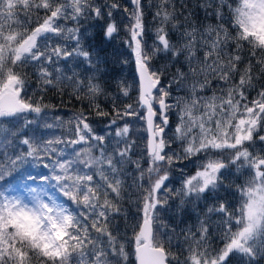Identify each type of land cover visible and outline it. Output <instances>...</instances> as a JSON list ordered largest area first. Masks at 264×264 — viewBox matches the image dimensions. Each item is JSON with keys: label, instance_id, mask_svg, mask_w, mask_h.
I'll return each mask as SVG.
<instances>
[{"label": "snow or ice", "instance_id": "obj_1", "mask_svg": "<svg viewBox=\"0 0 264 264\" xmlns=\"http://www.w3.org/2000/svg\"><path fill=\"white\" fill-rule=\"evenodd\" d=\"M0 264H264V0H0Z\"/></svg>", "mask_w": 264, "mask_h": 264}, {"label": "trees", "instance_id": "obj_2", "mask_svg": "<svg viewBox=\"0 0 264 264\" xmlns=\"http://www.w3.org/2000/svg\"><path fill=\"white\" fill-rule=\"evenodd\" d=\"M121 2L127 3V0H121ZM117 20L118 21L121 20V17L117 16ZM87 27L89 32L92 33V35L95 37L93 43L96 46L97 51L99 52L103 68L106 69L101 83L110 94L118 95L119 94L118 82L122 78L131 82L135 76L134 57L132 55L131 50L123 43L124 33L121 32L120 37L115 40L105 41L99 37L98 33L100 32V29L96 26L95 22H89ZM124 60H127L128 63L127 64L122 63ZM154 63L157 64L158 66L160 63H162V61L157 60ZM121 99H123V97H121ZM100 102L106 108L110 106V102L106 100L104 97H101ZM117 103L119 104V101ZM72 111H73V105L67 103H65L64 105L58 104L57 112L65 119L71 116ZM173 119H175L174 116ZM140 123L142 124V122ZM142 146L143 144L141 143V147ZM194 168L195 165L189 162L188 167L185 171L187 173H191L192 171H194ZM40 171H44V170L40 169ZM174 175L178 177V173H174ZM172 186L178 187L179 184L176 183Z\"/></svg>", "mask_w": 264, "mask_h": 264}, {"label": "water", "instance_id": "obj_3", "mask_svg": "<svg viewBox=\"0 0 264 264\" xmlns=\"http://www.w3.org/2000/svg\"><path fill=\"white\" fill-rule=\"evenodd\" d=\"M134 67H135V65H134Z\"/></svg>", "mask_w": 264, "mask_h": 264}]
</instances>
